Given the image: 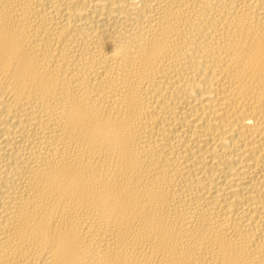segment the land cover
<instances>
[{"label":"bare ground","instance_id":"obj_1","mask_svg":"<svg viewBox=\"0 0 264 264\" xmlns=\"http://www.w3.org/2000/svg\"><path fill=\"white\" fill-rule=\"evenodd\" d=\"M0 264H264V0H0Z\"/></svg>","mask_w":264,"mask_h":264}]
</instances>
